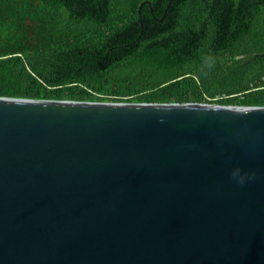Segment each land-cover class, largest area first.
I'll return each mask as SVG.
<instances>
[{
	"label": "water",
	"instance_id": "obj_1",
	"mask_svg": "<svg viewBox=\"0 0 264 264\" xmlns=\"http://www.w3.org/2000/svg\"><path fill=\"white\" fill-rule=\"evenodd\" d=\"M0 264H264V105L0 96Z\"/></svg>",
	"mask_w": 264,
	"mask_h": 264
},
{
	"label": "trees",
	"instance_id": "obj_2",
	"mask_svg": "<svg viewBox=\"0 0 264 264\" xmlns=\"http://www.w3.org/2000/svg\"><path fill=\"white\" fill-rule=\"evenodd\" d=\"M0 96L264 105V0H0Z\"/></svg>",
	"mask_w": 264,
	"mask_h": 264
},
{
	"label": "clouds",
	"instance_id": "obj_3",
	"mask_svg": "<svg viewBox=\"0 0 264 264\" xmlns=\"http://www.w3.org/2000/svg\"><path fill=\"white\" fill-rule=\"evenodd\" d=\"M255 172L252 170H245L240 165H235L230 172V178L239 186H244L249 181L255 178Z\"/></svg>",
	"mask_w": 264,
	"mask_h": 264
}]
</instances>
